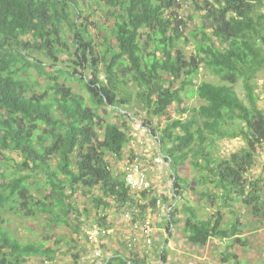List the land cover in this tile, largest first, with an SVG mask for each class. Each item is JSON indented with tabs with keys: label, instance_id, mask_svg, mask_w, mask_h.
<instances>
[{
	"label": "trees",
	"instance_id": "trees-1",
	"mask_svg": "<svg viewBox=\"0 0 264 264\" xmlns=\"http://www.w3.org/2000/svg\"><path fill=\"white\" fill-rule=\"evenodd\" d=\"M92 1L105 13L104 21L92 23L97 36L78 0H0V264L52 262L63 240L47 235L21 242L2 225L10 212L40 216L47 228L69 227L65 244L81 248L72 264L80 263L79 256L85 264H149L148 254L129 250L115 226L125 211L138 210L143 218L155 209L156 198L131 193L124 182L123 162L134 156L123 155L133 139L124 122L139 116L137 108L146 112L138 122L156 137L157 153L168 162L171 199L187 200L188 189L197 202L214 205L202 220L183 203L185 240L193 247L226 241L221 261L240 264L230 249L248 241L235 204L255 226L264 224V177H249L264 143V110L255 92L264 71V0ZM32 69L55 81L73 79L85 94L60 84L41 89L29 80ZM201 70L215 81L196 83ZM193 97L198 107L185 104ZM113 110L122 121H108ZM236 138L245 146L220 158L215 142ZM110 161H119L120 170ZM186 161L198 173L196 186L177 174ZM79 191L87 198L82 209L71 201ZM177 213L173 206L170 223ZM95 227L112 231L90 243L87 232ZM52 238L54 244L46 245ZM166 243L152 248L161 256L152 254L158 264L166 261ZM96 250L102 257H93Z\"/></svg>",
	"mask_w": 264,
	"mask_h": 264
},
{
	"label": "rangeland",
	"instance_id": "rangeland-1",
	"mask_svg": "<svg viewBox=\"0 0 264 264\" xmlns=\"http://www.w3.org/2000/svg\"><path fill=\"white\" fill-rule=\"evenodd\" d=\"M78 1L81 4L80 9L82 18L86 17V23L88 24L94 36L97 34V30H94L95 27L94 25H92V23L94 24L95 21H104L105 13L101 11V8L99 9L95 6L92 0ZM191 11H193V9H191ZM201 13L202 12L196 13L194 14V16L198 17L199 15H201ZM112 22V18L107 21L108 26H111ZM190 30L191 28L189 27L187 31ZM64 33H66L65 35L69 36L68 32ZM192 48V46H188L186 48V55L191 53ZM35 55L37 58L40 57V53L38 52ZM62 57L65 59V54H63ZM50 61H47L46 63L49 64ZM86 73L88 75L89 71L86 70ZM202 79H205L206 81H215L214 77L210 74H206L204 70L199 71L196 83H198L199 80ZM29 80H32V82L36 80L41 89H45L47 86H52L54 82V84H60L61 86L70 88L71 92H74L78 95H82V93L85 94V92L80 90V86L78 85V83H76V81H73V79L64 81L59 77L57 81H54L51 80L50 77L45 75L38 76L37 72L34 69L30 71ZM256 82L257 89H255V92L259 95L257 105L260 109L264 110V92L262 90L264 88V71L260 73V75L256 79ZM33 86L35 87V89L38 88L34 84ZM236 89L238 94L242 96L243 90L239 84L237 85ZM200 103V100L195 97L185 99V104L190 107H198ZM136 110L139 116H136L135 118L133 116V121L125 119L126 122H124L125 124H128L131 131L130 134L132 135L133 139H131V141L124 148L123 155L126 157L128 155L134 154L143 163H146L144 164L145 168L148 169L151 166L150 168L154 169L149 171V175L152 179V182L154 183L152 185V195H157L161 202L162 197H164L166 198L164 203L165 205L173 204L178 208L177 215L172 216L174 221V224L172 226L165 223L163 216H160V212L157 211V215L152 216V223L157 229L156 233L154 234L155 240H153V246L157 247L159 244H165V242L167 241L164 247L166 249V261H164V264H224L220 259V254L226 249V241L221 242L218 239H210L204 247H193L185 240L183 228L184 213L181 212L183 203L187 201L186 203L194 207V209L196 210V214L198 215L197 218H200L202 220L206 219L207 216H210L214 212V209L211 208L214 205H209L208 201L206 203L197 202L196 193H194L193 191H189L188 189L184 192L185 198L187 200H177L176 202H174L171 199V196L173 194L171 190V183L173 182V178H170V171L168 167L163 164L165 163L163 160H161L160 162L162 164H154L155 167H153L154 165H151L153 164V159L159 156L157 153L156 137L149 134L146 129L143 128L139 123L140 119L146 118L145 110H141L140 108H137ZM131 113L133 114V112L127 114ZM106 116L108 118V121L110 122L122 121L120 117L116 118L115 111L108 113ZM174 116L178 118L185 117V115L179 116L177 114ZM163 120L165 119L163 118ZM163 120L160 119L159 125L161 128L165 126ZM154 122H156L155 119ZM244 146V141L241 138L224 139L217 140L215 142L214 149L216 151V154L220 158H227L230 154L238 152ZM14 158L16 159L15 155ZM17 161L18 159H16V162ZM110 164L113 170H120L119 161H110ZM177 174L185 179H188L189 186H196L195 178L198 176V173L192 169L189 161H186L184 165L177 170ZM249 177L251 180L264 177V143H262V145L257 148L254 166L251 168ZM83 197L84 195L79 191L73 195L71 201L77 203L78 207L82 209L84 204L87 202V198ZM238 206V204H235V208H237L242 216L241 218L245 220L243 225L245 234L244 238L248 241V243L246 246L234 244L233 248L230 250L235 252L238 258L237 260H239L240 264H264V224L263 226H261L260 224L255 226V223L248 218L249 213L247 212V210ZM160 210L163 211V208H161ZM221 214H223L222 217H224L225 221L229 222L231 220V216L228 215L225 209H222ZM86 220L90 221L91 218L88 216ZM3 222L5 223L2 224L3 227L9 229L11 234L17 236L18 240H20L21 242L42 240V238L47 235L50 237L53 235L57 239L63 237V240L58 243L59 250L55 260H53L52 262H41L39 258H32V260L27 264H72L73 255L81 250V248L71 249L65 244V239L71 235L69 227L60 224L58 226L54 225V228H47L46 220L40 216L36 218L18 217L14 213L10 212L9 214H3ZM166 236L167 240L165 241ZM51 244H54L53 238L52 240L46 242V245ZM80 258L81 257L79 256V264H85V262ZM149 264H154V262L151 260ZM225 264H235V260H227Z\"/></svg>",
	"mask_w": 264,
	"mask_h": 264
},
{
	"label": "built area",
	"instance_id": "built-area-1",
	"mask_svg": "<svg viewBox=\"0 0 264 264\" xmlns=\"http://www.w3.org/2000/svg\"><path fill=\"white\" fill-rule=\"evenodd\" d=\"M176 1L180 2V0ZM163 158V156L155 157L153 159V164L151 165L153 166L154 164H160ZM144 164L146 163L140 162L137 158L126 159L123 162L122 170L124 172L125 187L128 188L131 193L139 194L145 192L148 197H151V188L153 182L151 181L149 171L154 169H151V166L147 169L145 168ZM143 203L146 204L147 202L143 201ZM161 208H163V211L160 210ZM171 209L172 207L170 205H165L159 198H157L155 201V209L152 211L150 210V212L144 215L143 218L138 216V210L123 212V214H121L122 217L120 218L119 222L115 224V226L120 228L121 234L125 239H123V241H126L127 243V248L129 250L136 248L140 255L146 253L150 258H153V240H155L154 234L156 233L157 229L153 225L151 218L152 216L157 215L158 211L160 212V216H163L165 223L172 226V223L169 222ZM111 231L112 230L110 229L104 230L95 227L87 232V241L90 243H97L99 236L110 234ZM165 239H167V236ZM160 247L162 248V246ZM155 249L157 250V248ZM126 254L129 257L128 251ZM92 255L94 258L102 257L100 250L93 251ZM155 256L158 258L161 257L158 253V250ZM104 257L107 260L111 258L109 253H106ZM97 264L101 263L98 261Z\"/></svg>",
	"mask_w": 264,
	"mask_h": 264
},
{
	"label": "clouds",
	"instance_id": "clouds-1",
	"mask_svg": "<svg viewBox=\"0 0 264 264\" xmlns=\"http://www.w3.org/2000/svg\"><path fill=\"white\" fill-rule=\"evenodd\" d=\"M181 1L182 0H180V2L178 3V4H180L181 3ZM177 1L175 0V3H176ZM55 81V80H54ZM53 84H54V82H53ZM157 148H158V145H157ZM158 155H159V153H158ZM135 156V157H134ZM134 156H132V159H135V158H137V159H139L136 155H134ZM159 156H163V155H159ZM164 157V156H163ZM165 158V157H164ZM164 158H163V161L165 162V163H163L166 167H168V169H169V165H168V162H166L165 160H164ZM129 159H131V158H129ZM139 161L140 162H142L140 159H139ZM160 164H162V163H160ZM123 167V166H122ZM154 167H155V165H154ZM170 171V170H169ZM151 173V172H150ZM151 178V177H150ZM170 178H171V173H170ZM151 181H152V179H151ZM154 184V183H153ZM152 184V185H153ZM171 187H172V183H171ZM171 190H172V193H173V189L171 188ZM151 195H152V188H151ZM153 196V198H158V196L157 195H155V194H153L152 195ZM173 197V194H172V196H171V198ZM177 200H179V199H177ZM177 200H174V202H176ZM162 202L163 203H165V201H163L162 200ZM171 207H173V206H175V205H173V204H169ZM173 225V224H172ZM115 230V229H114ZM165 240H167V239H165ZM163 245V244H162ZM159 246H160V244H159ZM152 254H154V255H156V249H155V251L153 250V253ZM153 261L154 262V264L155 263H157V260H154V258H151L149 261H148V263L150 262V261ZM158 264V263H157ZM160 264V263H159Z\"/></svg>",
	"mask_w": 264,
	"mask_h": 264
}]
</instances>
